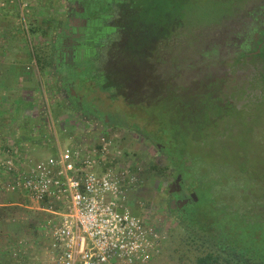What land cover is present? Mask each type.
I'll return each instance as SVG.
<instances>
[{"label":"rangeland","instance_id":"374dc122","mask_svg":"<svg viewBox=\"0 0 264 264\" xmlns=\"http://www.w3.org/2000/svg\"><path fill=\"white\" fill-rule=\"evenodd\" d=\"M68 3L69 0H66L67 8L62 9V14L68 10ZM132 7L138 16L137 28L142 30L146 27L156 31L168 26L173 34L171 36H174L168 47V61L161 71L173 77L168 81L172 88L168 95L150 96L155 92L152 88L154 82L144 79L146 72L139 65L142 61H137V80L110 70L107 61L112 57L117 58L118 49L112 42L115 37L107 20L98 41H95L94 54L76 62L77 69L69 74L71 80L68 81H77L76 84H79V80L86 77L95 66L105 73L103 76L108 75H100L88 81V93L83 89L80 91L81 87L78 89L80 92L77 88L73 92V95L85 94L87 98L84 104L88 107L94 106L91 103L94 99V107L99 110L92 115L94 118L91 120L95 123H89L88 114L84 116L69 105L68 98L60 91L61 78L64 75L68 77V73L59 70V75L55 77L58 90H53L56 93L52 97L43 93L40 95L43 105L51 107L46 110L43 131L47 139L55 137L57 132L61 140L65 138L64 142L68 141V136L94 140L101 134L115 139L128 156V161L136 163L140 169V191L134 199L141 203L140 216L153 220L152 223L166 238L150 264H194L197 251L186 245L187 236L180 224V217L169 213L164 202L167 183L176 176L170 174L176 169L156 151V144L164 150L167 143L173 141L188 143L191 147L194 145L184 156L183 164L193 167L190 174L191 178L194 175L196 184L204 172L200 161H240L250 176L264 180V56L254 60L252 66L247 61H241L242 56L235 55L239 49L237 41H242L252 28V18L247 14L251 8L236 14L229 0H128L123 9ZM100 8L102 13L108 10L104 3ZM120 14L125 13L120 9L110 12V22L117 20ZM130 14V11L127 12L128 16ZM245 14L247 17H244ZM44 21L47 29L42 36H45L44 54L51 60L56 56L53 41L57 37L54 32L57 20L47 16ZM26 23L25 16L20 18V24L14 30L22 33ZM114 24L117 25L116 22ZM29 42L31 48V40ZM229 42L236 44L232 55L225 54V45ZM155 52L158 55L159 49ZM224 63L227 64V70L230 65L227 73H231L233 78L224 75ZM119 76L123 78L126 89L135 90L149 100L136 97V103H130L121 95L124 91L119 85ZM2 77L1 86H12V82H2ZM114 87L117 89L111 91ZM170 95H180L182 100L168 97ZM104 118L106 122L102 123ZM133 126L141 131H136ZM38 131L41 133L42 130L36 129ZM65 147L66 144H61V148ZM7 201L17 205L0 208V254L5 256L3 260L0 259L2 264L8 261L6 255H14L15 252L20 255L13 256L17 264H32L33 261L36 264H47L51 232L47 222L50 215L30 207L27 202L16 197H8L0 200V203ZM25 257L27 259L24 261Z\"/></svg>","mask_w":264,"mask_h":264},{"label":"built area","instance_id":"2783aa9c","mask_svg":"<svg viewBox=\"0 0 264 264\" xmlns=\"http://www.w3.org/2000/svg\"><path fill=\"white\" fill-rule=\"evenodd\" d=\"M115 139H72L34 161L0 133V200L15 196L50 215L47 264H150L165 237L129 207L138 171ZM17 205L0 203V208Z\"/></svg>","mask_w":264,"mask_h":264},{"label":"flooded vegetation","instance_id":"af4514ba","mask_svg":"<svg viewBox=\"0 0 264 264\" xmlns=\"http://www.w3.org/2000/svg\"><path fill=\"white\" fill-rule=\"evenodd\" d=\"M127 2L128 0H69L68 10L66 11L65 16L60 17L58 20V24L61 28L55 39V57L59 65L57 69L66 71L68 75L73 74L77 69L76 62L78 60L86 58L87 55L94 54L92 52L95 50V41H98V36L100 37L103 28L107 25L105 22L108 20V25L112 27L113 36L115 37L114 39L111 38L112 42L116 44L118 49L116 52L117 58L112 57L107 61V65L110 70L112 69L114 73L117 71V74H124L129 78L132 77L134 80H137L138 77L135 76V69L138 64L137 61H142L139 65L143 66V71L146 72L144 79L146 81L154 82L152 88H154L153 90H155V92L151 93L150 96L155 95L156 97H163L166 94L168 95L170 89H172L169 87L168 81H171L173 77L163 74L161 71L166 66L165 62L168 61V47L172 44L174 36H171L173 34L170 33L168 26L156 31L146 27H143L142 30L137 28L138 16L134 13L133 7L130 9H123ZM229 2L234 6L233 9L236 14L243 12L245 8H251L247 11L249 12L247 14H249L248 16L252 18V23L254 25L252 24V28L242 38V41H237L239 49L235 52V55L237 57L242 56L241 61H247L248 64L254 66L253 61L260 60L264 56V0H229ZM103 3L108 6V10L105 13L100 11L101 4ZM117 9H120L125 14H120L117 17V20L115 19L114 22L117 23V25H115L114 22H110L112 17L110 12ZM129 11L131 12L130 16L127 15V12ZM247 14H245L244 17H247ZM244 17L242 16V18ZM225 19L226 18H224V20ZM235 45L236 44H232L231 42L227 43L225 45V54L232 55ZM158 49L159 54L157 55L155 51ZM166 54L167 59L165 58ZM243 56L247 57L243 58ZM151 60L153 62H151ZM238 65L244 64L238 63ZM226 66L227 64L224 63V75L228 78H233L231 73H227V71H230V65L228 70L226 69ZM168 67L171 69L170 64H168ZM104 74L105 73H103V71L101 72L98 70V66H95L93 70H90L88 75L82 80L78 77V79H80L79 84H76L77 81L65 83V80H71L70 78L65 77L67 75H64V80L63 77L61 78L62 82L60 84V91H62L65 97L68 98L70 102L69 105H71V107L84 114V116L88 114L87 118L90 120L89 123H95L92 121V118H94L92 115L94 116L99 111L95 108V103H93L94 99H92L91 103L95 107H88L84 104L87 96L85 94L81 96L77 92V94L73 95V92L76 88L78 90L81 87L80 91L83 89L86 93H88L90 91L87 86L89 85L88 81L92 78H98L100 75L103 76ZM106 76L108 75L103 77ZM120 78L121 82L119 81V85H121V88L124 91L121 95L124 98H127L130 103L135 102L136 97L143 100H149V98L145 97L141 93L135 92V90L126 89L122 80L123 78ZM164 82L167 83L164 84ZM115 89L117 88L114 87L111 91ZM168 97L182 100V96L180 95L177 97H175V95H170ZM101 122L105 123V118ZM147 143L150 142L148 141ZM156 151H158L163 158L165 157L171 165L169 157L164 155V149L161 145L156 144ZM157 155L158 153H156V156ZM127 158L128 156L125 154V164L128 166L130 165L132 169L135 168L136 171H138V183L135 191L129 197L128 205L133 210L135 215L140 216L141 203L138 199L136 201L134 200L136 193L140 191V169L137 167L136 163L128 161ZM186 168L187 166L182 164L183 172ZM173 174H176V176L171 182L167 183L168 190L164 202L167 204L166 207L169 209V213L176 214L180 217L191 207L194 202L192 195L196 193L190 189V185L185 181L183 174L176 173V170L175 172L172 170L170 175L172 176ZM179 177H181V180L179 184H177L176 181ZM183 201H188V203L185 206L180 207L181 204H179V202Z\"/></svg>","mask_w":264,"mask_h":264},{"label":"crops","instance_id":"0c3cea01","mask_svg":"<svg viewBox=\"0 0 264 264\" xmlns=\"http://www.w3.org/2000/svg\"><path fill=\"white\" fill-rule=\"evenodd\" d=\"M66 6V0H0V76H3L2 82H12V86L0 85V133L4 135L6 143L11 141L34 161L56 155L63 149L61 144L70 146L72 139L80 140L79 137L68 136V141L64 142L65 138L61 140L57 132L55 137L47 139L42 126L46 110L51 107L43 105L40 95L43 93L52 97L56 93L58 88L55 77L59 75L56 57L50 60L44 54L45 36H42L47 30L44 19L49 16L57 20L54 32L58 34L61 28L58 20L65 16L61 12ZM24 16L27 23L21 33L14 29ZM30 40L33 46L31 48ZM54 50L56 52L55 47ZM45 102L48 103V100ZM36 129L42 130L41 133L36 132ZM13 256L20 255L17 252L6 255V264H17ZM4 257L0 254V259ZM26 259L27 257L23 258L24 261ZM36 263L33 261L32 264Z\"/></svg>","mask_w":264,"mask_h":264},{"label":"trees","instance_id":"16d2710c","mask_svg":"<svg viewBox=\"0 0 264 264\" xmlns=\"http://www.w3.org/2000/svg\"><path fill=\"white\" fill-rule=\"evenodd\" d=\"M173 142L164 153L198 197L180 216L186 245L197 251L194 264H264V180L250 176L240 161H200L204 172L196 184L193 167L183 172L181 165L194 145Z\"/></svg>","mask_w":264,"mask_h":264},{"label":"water","instance_id":"95a60500","mask_svg":"<svg viewBox=\"0 0 264 264\" xmlns=\"http://www.w3.org/2000/svg\"><path fill=\"white\" fill-rule=\"evenodd\" d=\"M180 180H181V177H179V178L177 179L176 183L179 184ZM192 199H193L194 202H196V203L198 202V197H197L196 194H193V195H192ZM187 203H188V201L179 202V204H181L180 207L185 206Z\"/></svg>","mask_w":264,"mask_h":264}]
</instances>
